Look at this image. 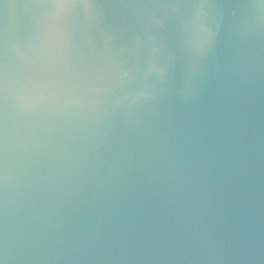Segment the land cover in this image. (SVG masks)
I'll use <instances>...</instances> for the list:
<instances>
[{"label":"water","instance_id":"water-1","mask_svg":"<svg viewBox=\"0 0 264 264\" xmlns=\"http://www.w3.org/2000/svg\"><path fill=\"white\" fill-rule=\"evenodd\" d=\"M3 264H264V0H0Z\"/></svg>","mask_w":264,"mask_h":264},{"label":"clouds","instance_id":"clouds-1","mask_svg":"<svg viewBox=\"0 0 264 264\" xmlns=\"http://www.w3.org/2000/svg\"><path fill=\"white\" fill-rule=\"evenodd\" d=\"M0 264H3V262H2V261H0Z\"/></svg>","mask_w":264,"mask_h":264}]
</instances>
